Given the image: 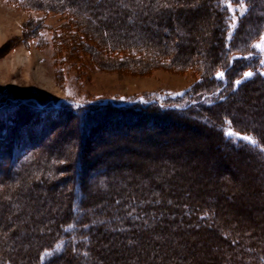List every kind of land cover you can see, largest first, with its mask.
Returning <instances> with one entry per match:
<instances>
[{"label":"rangeland","instance_id":"374dc122","mask_svg":"<svg viewBox=\"0 0 264 264\" xmlns=\"http://www.w3.org/2000/svg\"><path fill=\"white\" fill-rule=\"evenodd\" d=\"M65 1L0 0V143L5 145L0 146V264L37 263L42 249L58 244L51 242L57 235L50 225L62 210L68 217L75 197V205L82 204L79 213L114 222L102 236H93L92 264H146L154 251L161 262L167 252L158 233L112 235L124 211L149 212L147 193L154 191L168 194V202L161 201L176 213L163 216L185 218L187 207L206 203L220 211V222L240 243L253 248L240 253L238 246L200 247L193 255L194 247L183 264H264L254 253V248L264 253V151L231 139L229 148L221 140L224 131L198 117H204L201 108L213 94L199 97L204 75L214 73L224 84L233 80L236 88V81L264 76V53L252 47L264 35V0H245L241 22L232 0L236 18L230 9V30L224 34L225 49L236 45L232 56L259 59L258 69L251 63L246 70L250 77L240 64L230 71L218 55L219 7L212 0ZM242 89L219 113L230 117L236 131L264 143V80ZM192 104L200 107L180 111ZM133 195L137 205L130 202ZM20 197L26 199L21 203ZM71 216L67 221L80 219ZM184 227L186 236L178 235L187 244L195 229L188 222ZM211 237L218 242L215 233ZM112 239L122 249L118 244L115 249ZM180 243L173 247L181 246L182 254ZM124 245L133 250L124 251ZM69 259L57 263L83 264Z\"/></svg>","mask_w":264,"mask_h":264},{"label":"trees","instance_id":"16d2710c","mask_svg":"<svg viewBox=\"0 0 264 264\" xmlns=\"http://www.w3.org/2000/svg\"><path fill=\"white\" fill-rule=\"evenodd\" d=\"M211 2L215 7H219L218 8L219 14H216L217 17L215 18L214 21H215V24L217 25V28H218L220 35H221L220 36V42H222V46H221V52L218 55H221V56L223 55V64L225 65L227 62L230 71L233 70L235 67H237L238 64H240V66L243 67L242 70H244L243 75L247 69H251V63L253 66L252 69L253 68H254V70L258 69L256 67V61L258 58H252L249 61L248 58H244V57L240 58V57L232 56V54L234 53V51L236 49L235 48L236 45H234V44L230 45L229 49H225V46H223V41L225 40L224 34L226 35V32L228 30H230L229 24L231 22V10H230L231 8L228 6V4L225 0H212ZM245 16H246V13H245V15H240V18H241L240 22L242 20H244ZM214 21H213V23H214ZM225 43L226 42L224 41V44ZM240 72H241V70H240ZM216 77H217V75L215 76L214 73H211V74L208 73L207 75H204L202 77V79L205 81V87L202 90L198 91V93L200 92L199 97H201L203 94H206V93H213V94L210 95L208 98H205V106L203 108H201V109H205L204 111H202V115L204 117H202L200 115H198V117L204 118L206 120V122H208V124H211L213 127H215V129L217 128L218 131H220V130L222 131L223 127H220L222 121L226 122V121H230L231 119H230V117H227L224 114H220L219 113L220 108H222V106L224 104H227L226 102L230 98L231 95H233V94L236 95V94L242 92L243 91L242 87H245L246 85H250V83L255 82V80H260V79L264 80V76H262L261 74H256L251 78L244 79V81L241 82L237 88H236L235 84L232 86L233 80L225 82V84H224L219 79V77H217V78ZM241 89H242V91H241ZM216 91H218V92H216ZM214 92H216V93H214ZM198 93L193 94V97L197 96ZM195 107L199 108L200 106L199 107L195 106ZM195 107L192 104V105L187 106L185 109H182L180 111L193 110V108H195ZM197 108H195V109H197ZM175 111H179V110H175ZM217 112H218V114L215 115ZM219 119H222V120L219 121ZM222 126H224V125H222ZM258 135H260V132H258ZM223 137H224V139L223 138L221 139L223 144L229 146V148L232 149V147L229 145L230 139L227 138L226 136H224V133H223ZM257 138L260 141L261 146L263 147L264 146L263 140L261 138H259V136H257ZM241 144L242 143L238 142L236 145L238 146ZM240 147L241 146H239V148ZM76 178H78V177H76ZM154 192L155 193H151V194L147 193L149 195L148 200H149V202H151L148 209H147V210H149V212L147 211L143 215V213L141 214V213L137 212L138 210L134 209V208L133 209L136 211H133V212L124 211V213L126 215L121 214L119 219L118 218L115 219V233H112V235L115 236V238H119V239L125 238V237H122V235L123 236H125V235L131 236V234L132 235L134 234L133 236H135V235L141 236L143 233H145V234L149 233V235H151V234L153 235V233H158L160 235V237H159L160 244L165 246V251H163V249H161V250H162V252H167V255L165 256V258H167V260L169 262L168 263L163 262V260L165 261V258L163 260L160 259L161 262H158L157 259L155 260L156 251H154L152 253L151 258L147 257L148 261L146 262V264H149V262H153L152 264H183L184 261L187 260L186 257L189 254V250H190V252H192V250L195 249L194 247H196V249L194 250L195 253L194 252L191 253V254L194 253L193 255L198 253L200 247L205 248L206 250H210L213 247L214 249L218 250L219 248L221 249L224 246L227 247V245L231 248L238 246V247H240L239 249H241L240 253L246 252L248 250V248L250 250H253V248L250 245L243 244L244 242L240 243L241 239L236 237L234 233H232L231 231H229L228 229L225 228V226L223 225V222H220V220H219L217 213H220V211L217 208H209L207 206L208 204H206V203L203 206H200L198 203H196V205L192 204L191 206L187 207V209L185 210V213L188 215L185 216L183 214V216H185V218L179 217V218H177L178 220L174 218L175 216H173V217L171 216L172 218H169L168 216H163V214H165V212H167V214L175 215L176 213L170 212V207H167V205H165L166 202L161 201V199L165 198L167 201V199H170V197L169 198L167 197L168 194L162 195L160 191H158L160 193H158L156 191H154ZM76 200H78V199L75 197L74 202ZM143 200H145V199H143ZM74 202H72L73 204L71 203L70 208L67 206L68 217L66 216L67 212L65 210H62V211H60L59 216L57 217L60 220H55V223L50 225V226H52L51 228H53L54 236L57 235V237L54 238L51 242L58 243V244L53 245L54 248L53 247H50V248L45 247L44 249H42V253L39 256L37 263L31 262V264H62V263H57V262L60 259L63 260V262H65L69 256H70V259H73V260L78 259L77 261H81V262H83V264L84 263L88 264L89 261H90L89 264L93 263V261L95 260V256L93 255V251H92L93 243H94V237L93 236L96 233H99L102 236L104 231H101V230H105L106 227L108 228L112 222H107V221L104 223L98 222L97 217L94 216V213H92V214H90V212L79 213L80 209L82 207L81 206L82 204H80V206H78V205H75ZM130 202L137 205V203L139 202L138 197L136 195H133ZM131 206L132 205H130L129 208ZM75 207H77V208H75ZM122 210H125V209H122ZM122 210L120 212H122ZM126 210H128V208ZM73 213L75 215L80 216V219L75 220V221H67L69 217H71V219L73 218L71 216V214L73 215ZM156 213L162 215L163 217L156 215ZM63 216L64 217L66 216L67 218L65 217L62 220L61 217H63ZM124 216H125V218H124ZM211 216H213V217H211ZM84 217H88V219L85 220ZM92 218H95V219H93L94 221L91 220ZM212 219H213V221H212ZM87 221H88V223H85ZM91 221H92V223H89ZM147 222L149 223V225L146 226V229L145 228L144 229H137V230L133 229L136 226L142 227V224L147 223ZM186 222L194 225L193 229H195L194 230L195 233L193 232L194 238L192 240L186 239L187 244H183L182 241L180 243V238H179L178 234L181 233L182 236L185 234V232H182V231H184L186 229V227H184ZM132 224H134L135 226L133 227ZM59 228H61V229H59ZM168 231H169V233H168ZM213 233H215L216 236L219 237L218 242H216L212 239L211 235ZM109 234H110V232H109ZM185 236H186V234H185ZM45 237H46V235H45ZM50 237H46V238H48L47 240L50 241V239L53 238V237H51V238ZM100 241H101V239H100ZM157 241H158L157 239L155 241L153 240V242H154L153 244L156 245ZM193 241L197 242V244L193 243ZM112 242H114L113 244L115 245V249H117V248H118V250L122 249L121 244L119 245L117 243V240L116 241L113 240ZM177 242L183 246V249H186V251H184L182 254H181V246L177 247V248L173 247V245ZM184 243H185V241H184ZM117 244H118V247L116 246ZM47 246H49V244ZM174 246H176V245H174ZM184 246L186 248H184ZM130 247L133 248L134 244L131 245ZM130 247L129 246L126 247L124 245L123 250L124 251L127 249L133 250ZM229 247H227V248H229ZM147 249H148V245H147ZM159 249H160V247L156 248V250L158 252H159ZM162 252L160 254H162ZM260 252H262V253H260ZM254 253H256L257 256H259L260 258L264 259V253L261 249H260V251H257L254 248ZM4 261H6L5 264L11 263V261L9 259H8V261L7 260H4ZM251 262L253 264H260V262H255L253 260L252 261L245 260V261H242L241 264H250ZM136 264H138V263H136Z\"/></svg>","mask_w":264,"mask_h":264},{"label":"snow or ice","instance_id":"6c2138e0","mask_svg":"<svg viewBox=\"0 0 264 264\" xmlns=\"http://www.w3.org/2000/svg\"><path fill=\"white\" fill-rule=\"evenodd\" d=\"M228 6L231 8L232 12H233V19H235V13L237 11V8L232 7V0H226ZM237 5L239 7V12L240 15H243L246 11H247V6L245 4V0H236ZM233 28L236 27L235 24L232 25ZM231 38V37H229ZM254 49L258 50L260 53H264V35H262L259 38V42H257L256 44H254L252 46ZM260 63H264V59H261ZM220 77H223V73H219L218 74ZM246 77H250L253 75L252 72H247L244 74ZM237 84L241 83V81H236ZM226 125L227 127L225 129H222V131H224L225 135L227 138L231 139V140H241L244 141L247 144H251L253 147H257L260 148L261 151H264V148L260 147V141H258L255 137H253L250 134H242L239 131H236L233 127H232V122L231 121H226Z\"/></svg>","mask_w":264,"mask_h":264},{"label":"bare ground","instance_id":"6f19581e","mask_svg":"<svg viewBox=\"0 0 264 264\" xmlns=\"http://www.w3.org/2000/svg\"><path fill=\"white\" fill-rule=\"evenodd\" d=\"M66 1H67V0H66ZM66 1H65V2H66ZM74 1H75V0H74ZM76 1H77V0H76ZM78 2H79V1H78ZM79 3H80V2H79ZM73 5H74V4H73ZM77 5H78V4H77ZM75 6H76V3H75ZM78 6L81 7V9H82V7H83V6H80V4H79ZM79 7H78V8H79ZM84 8H85V7H83V9H82L83 11L85 10ZM86 9H87V8H86ZM88 10H89V9H88ZM79 11H81V10L79 9ZM86 11H87V10H86ZM140 27H141V26H140ZM144 29H145V27H144ZM137 104H138V103H137ZM138 106H139V105H137L136 107H138ZM141 107H142V106H141ZM20 108H21V107H20ZM22 108H23V107H22ZM22 108H21V109H22ZM93 108H94V107H93ZM24 109H25V108H24ZM18 110H19V109H18ZM16 111H17V110H16ZM19 111H21V110H19ZM19 111H18V112H19ZM23 111H24V110H23ZM21 112H22V111H21ZM28 112H29V111H28ZM141 113H142V112H141ZM32 114H33V113H32ZM37 114H38V113H37ZM157 114H160V113H157ZM16 115H17V114H16ZM29 115H30V114H29ZM29 115H27V116H29ZM13 116H14V114H13ZM27 116H26V117H27ZM31 116H32V115H31ZM62 116H63V115H62ZM15 117H16V116H15ZM18 117H19V115H18ZM60 117H61V116H60ZM65 117H66V116H65ZM27 118H28V117H27ZM56 118H57V117H56ZM21 119H23V116L21 117ZM15 120H16V119H15ZM24 120H25V119H24ZM26 120H27V119H26ZM34 120H35V119H34ZM48 120H49V119H48ZM48 120H47V121H48ZM60 120H61V119H60ZM64 120H65V119H64V116H63V121H64ZM68 120H69V119H68ZM16 121H17V120H16ZM22 121H23V120H22ZM40 121H41V120H40ZM55 121L57 122V120H55ZM1 122H3V121H1ZM20 122H21V120H20ZM56 122H55V123H56ZM61 122H62V121H61ZM13 123H14V122H13ZM15 123H16V122H15ZM32 123H33V122H32ZM37 123H38V122H37ZM55 123H54V124H55ZM58 123H59V122H58ZM58 123H57V124H58ZM18 124H19V123H18ZM18 124H17V125H18ZM20 124H21V123H20ZM22 124H23V123H22ZM49 124H50V123H49ZM51 124H52V123H51ZM61 124H62V123H61ZM6 125H7V124H6ZM6 125H5V126H6ZM15 125H16V124H13L12 126H15ZM27 125H28V124H27ZM58 125H59V124H58ZM58 125H55V126H57V128H58V127L60 126V125H59V126H58ZM67 125H68V124H67ZM69 125H70V124H69ZM69 125H68V126H69ZM0 126H1V123H0ZM3 126H4V124H3ZM5 126H4V127H5ZM7 126H8V125H7ZM10 126H11V125H10ZM22 126H23V125H22ZM55 126H54V127H55ZM16 127H18V126H16ZM45 127H46V126H45ZM65 127H67V126H65ZM65 127H64V128H65ZM85 127H86V126H85ZM2 128H3V127H2ZM9 128H12V127H9V126H8L7 129L9 130ZM26 128L28 129V126H27ZM29 128L31 129L32 127L29 126ZM33 128H34V127H33ZM7 129H6V130H7ZM12 129H13V128H12ZM30 129H29V130H30ZM52 129H53V128H52ZM65 129H66V128H65ZM84 129H85V128H84ZM15 130H16V129H15ZM15 130H14V131H15ZM18 130H19V129H18ZM10 131H11V130H10ZM14 131H13V132H14ZM8 132H9V131H8ZM8 132H7V134H8ZM15 132H17V130H16ZM25 132H27V131H25ZM0 133H1V132H0ZM9 133H11L10 136L13 135V134H12V131L9 132ZM28 133H29V132H28ZM40 133H41V132H40ZM84 133H85V131H84ZM1 134H2V133H1ZM1 134H0V135H1ZM3 134H6V133H3ZM28 135H29V134H28ZM30 135H31V134H30ZM79 135H80V134H79ZM82 135H84V134H82ZM4 136H5V135H3L2 138H4ZM7 136L10 137L9 134H8ZM26 136H27V135H26ZM34 136H35V135H34ZM39 136H40V135H39ZM32 137H33V136L31 135L30 138L32 139ZM0 138H1V137H0ZM5 138H6V137H5ZM5 138H4V140H5ZM6 139H7V138H6ZM10 139H11V138H10ZM10 139H8V141H10ZM4 140H3V142H4ZM1 141H2V140H1ZM6 141H7V140H6ZM30 141H31V140H30ZM32 141H33V140H32ZM0 144H1L0 146H2L3 143H0ZM8 144H10V143H9V142L7 143L6 148H7V147H8V148L10 147V146H8ZM3 145H4V144H3ZM4 146H5V145H4ZM97 155H98V154H97ZM82 157H83V155H82ZM83 159H84V157H83ZM85 159H86V158H85ZM94 160H95V159H94ZM85 161H88V160H85ZM90 161H91V160H90ZM83 163H84V162H83ZM91 193H92V192H91ZM93 193H94V192H93ZM94 194H95V193H94ZM96 195H97V192H96ZM22 196H25V195L22 194ZM23 198H24V197H23ZM23 198H22V200H23ZM91 198H92V197H91ZM91 198H90V201H91ZM24 199H26V198H24ZM20 200H21V197H20ZM22 200H21V203H22ZM92 200H93V199H92ZM24 201H25V200H24ZM24 201H23V202H24ZM27 201H28V200H27ZM92 204H93V203H92ZM229 204H230V203H229ZM227 205H228V204H227ZM261 206H262V205H261ZM263 207H264V205H263ZM263 207H261V209H262ZM263 209H264V208H263ZM261 212H264V211L261 210ZM263 216H264V214H262V219L264 218ZM63 217H64V216H63ZM28 218H29V217H28ZM30 218H31V217H30ZM29 220H31V219H29ZM257 220H259V219H257ZM246 221H247V220H246ZM34 232H35V229H34ZM31 233H32V232H31ZM32 236H33V235H32ZM113 237H115V236H113ZM114 239H115V238H114ZM108 257H109V256H108ZM69 258H70V256H69ZM67 259H68V258H67ZM109 259H110V258H109ZM69 260H70V259H69ZM111 260H112V259H111ZM72 261H73V259H72Z\"/></svg>","mask_w":264,"mask_h":264}]
</instances>
